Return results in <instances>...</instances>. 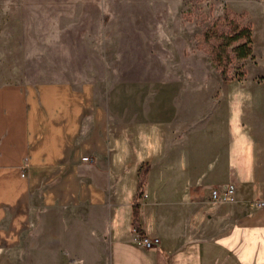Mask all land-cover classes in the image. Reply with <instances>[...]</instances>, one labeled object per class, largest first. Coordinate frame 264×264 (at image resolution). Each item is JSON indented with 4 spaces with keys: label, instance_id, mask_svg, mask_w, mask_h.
Instances as JSON below:
<instances>
[{
    "label": "crops",
    "instance_id": "crops-1",
    "mask_svg": "<svg viewBox=\"0 0 264 264\" xmlns=\"http://www.w3.org/2000/svg\"><path fill=\"white\" fill-rule=\"evenodd\" d=\"M7 9L0 0V63L19 46ZM1 70L0 264L20 248L42 254L27 264H264V207L248 205L264 199V118L218 121L195 153L193 110L145 80L97 93ZM226 182L233 197L211 203ZM134 227L158 243L136 245Z\"/></svg>",
    "mask_w": 264,
    "mask_h": 264
},
{
    "label": "rangeland",
    "instance_id": "rangeland-1",
    "mask_svg": "<svg viewBox=\"0 0 264 264\" xmlns=\"http://www.w3.org/2000/svg\"><path fill=\"white\" fill-rule=\"evenodd\" d=\"M256 1L2 0L3 7L13 8L3 11V22L18 21L20 35L17 55L2 60L1 72L28 82L94 81L97 93L119 82L145 80L164 104L193 110L199 153L202 138L214 135L218 121L236 118L248 125L264 118V0ZM224 10L240 24L249 22L251 31V54L237 58L229 51V80L220 78L211 60L219 34L202 39ZM248 128L255 133L257 127ZM33 257L42 260L41 253L20 248L4 264H27Z\"/></svg>",
    "mask_w": 264,
    "mask_h": 264
},
{
    "label": "trees",
    "instance_id": "trees-1",
    "mask_svg": "<svg viewBox=\"0 0 264 264\" xmlns=\"http://www.w3.org/2000/svg\"><path fill=\"white\" fill-rule=\"evenodd\" d=\"M229 14V10H224L223 14L214 18L202 33V39L206 42L214 35L219 34L220 40L213 46L210 54L222 80L232 78V75L228 73V64L231 59L229 51H232L237 58L251 54L250 23L240 24ZM240 75L237 74V77L239 78ZM144 173L145 166H142L138 174L137 189L141 185Z\"/></svg>",
    "mask_w": 264,
    "mask_h": 264
},
{
    "label": "built area",
    "instance_id": "built-area-1",
    "mask_svg": "<svg viewBox=\"0 0 264 264\" xmlns=\"http://www.w3.org/2000/svg\"><path fill=\"white\" fill-rule=\"evenodd\" d=\"M82 160H88V156H82ZM235 192L234 184L231 182H226L220 185L212 186L209 190V197L212 200H222V201H228L230 200ZM144 196V194H143ZM248 205L251 207H264V199H252L248 201ZM134 230L137 232L135 237V244L146 248L153 245H156L158 243L157 237H150L145 234L139 233L135 227Z\"/></svg>",
    "mask_w": 264,
    "mask_h": 264
}]
</instances>
